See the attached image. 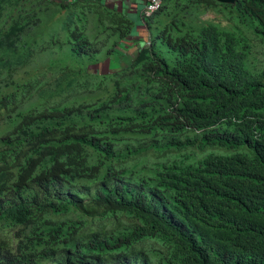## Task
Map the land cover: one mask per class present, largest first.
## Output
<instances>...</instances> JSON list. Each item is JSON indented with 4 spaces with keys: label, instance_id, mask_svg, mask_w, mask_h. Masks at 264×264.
I'll list each match as a JSON object with an SVG mask.
<instances>
[{
    "label": "trees",
    "instance_id": "obj_1",
    "mask_svg": "<svg viewBox=\"0 0 264 264\" xmlns=\"http://www.w3.org/2000/svg\"><path fill=\"white\" fill-rule=\"evenodd\" d=\"M142 22L0 0V264H264V0Z\"/></svg>",
    "mask_w": 264,
    "mask_h": 264
},
{
    "label": "crops",
    "instance_id": "obj_2",
    "mask_svg": "<svg viewBox=\"0 0 264 264\" xmlns=\"http://www.w3.org/2000/svg\"><path fill=\"white\" fill-rule=\"evenodd\" d=\"M60 3H70L75 0H55ZM79 2H100L109 9L127 15L132 22L131 33L129 37L119 46L120 55L118 66L121 68L127 67L132 61L137 51L143 47L149 35L143 25V17L141 15L145 0H77ZM112 58L108 57L99 64L105 63V73L109 70V63H112ZM115 62V63H116ZM98 64V65H99ZM99 70L98 68H94ZM100 71V70H99Z\"/></svg>",
    "mask_w": 264,
    "mask_h": 264
},
{
    "label": "rangeland",
    "instance_id": "obj_3",
    "mask_svg": "<svg viewBox=\"0 0 264 264\" xmlns=\"http://www.w3.org/2000/svg\"><path fill=\"white\" fill-rule=\"evenodd\" d=\"M213 16H211L212 18ZM252 36H254L253 33H251ZM120 55V54H119ZM113 60L112 62H114V64L112 65L113 67L117 66V62L116 61H119L120 62V58L119 56H116V57H111ZM116 62V63H115ZM93 69L94 68H98L101 72H104L105 71V63H102V64H99V65H96V66H93L92 67ZM225 149L226 148H220V147H216V148H208V147H204L202 150H199L197 151V153L200 155H203V154H206L208 152H213V151H216V152H225ZM213 150V151H212ZM231 151V153L233 152H237L239 151L238 149H228ZM185 151L183 149L181 150H177V149H170V150H166L165 152L163 153H158V157L159 159L161 160H164V159H168V158H173V159H176L178 161H185V158L183 157ZM203 153V154H202Z\"/></svg>",
    "mask_w": 264,
    "mask_h": 264
},
{
    "label": "built area",
    "instance_id": "obj_4",
    "mask_svg": "<svg viewBox=\"0 0 264 264\" xmlns=\"http://www.w3.org/2000/svg\"><path fill=\"white\" fill-rule=\"evenodd\" d=\"M161 0H145L141 15L143 19L152 16L160 7Z\"/></svg>",
    "mask_w": 264,
    "mask_h": 264
},
{
    "label": "water",
    "instance_id": "obj_5",
    "mask_svg": "<svg viewBox=\"0 0 264 264\" xmlns=\"http://www.w3.org/2000/svg\"><path fill=\"white\" fill-rule=\"evenodd\" d=\"M214 1L220 4H226V5H233L235 3V0H214Z\"/></svg>",
    "mask_w": 264,
    "mask_h": 264
}]
</instances>
